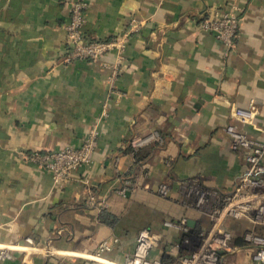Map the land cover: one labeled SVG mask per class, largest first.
I'll list each match as a JSON object with an SVG mask.
<instances>
[{
	"label": "crops",
	"instance_id": "crops-1",
	"mask_svg": "<svg viewBox=\"0 0 264 264\" xmlns=\"http://www.w3.org/2000/svg\"><path fill=\"white\" fill-rule=\"evenodd\" d=\"M68 1L0 0V246L9 248L0 264H112L88 254L116 237L107 254L123 263L144 227L162 233L168 264L187 232L167 223L188 217L191 233L210 225L209 208L184 183L196 179L223 197L245 168L225 130L236 121L232 108L254 99L261 113L247 129L264 137V0H87L90 39H113L134 17L144 19L113 90L114 52L98 62L62 61ZM233 6L243 20L226 56L198 25ZM105 104L93 162L72 180L56 184L24 159L37 149L79 146ZM227 227L241 248L226 252L222 264H257L243 235L264 234V225L246 217ZM27 237L55 250H35Z\"/></svg>",
	"mask_w": 264,
	"mask_h": 264
},
{
	"label": "built area",
	"instance_id": "built-area-1",
	"mask_svg": "<svg viewBox=\"0 0 264 264\" xmlns=\"http://www.w3.org/2000/svg\"><path fill=\"white\" fill-rule=\"evenodd\" d=\"M68 3L70 17L65 29L69 51L62 61L66 64L80 60L98 62L106 53L114 52L116 60L110 65L112 73L109 79L113 90L114 82L124 70L127 43L131 35L142 27L144 19L134 17L127 30L113 39H88L84 32L88 1L69 0ZM242 14L241 7L233 6L232 9L216 17L202 18L198 28L212 32L222 43L225 55L228 56L235 49L236 38L243 20ZM260 113V107L252 99L246 107H233L232 116L236 121L226 125L225 130L230 137L232 150L240 152L245 161V168L233 190L222 197L219 190L206 188L196 179L184 183V187L195 196L196 204L199 207L209 208L210 225L198 233H191L188 217L167 223L171 227L187 232L178 244L180 251L173 253L174 258L168 264H222L226 252L238 251L241 248L233 243L234 233L227 227L229 219L248 217L254 223L264 225V137L254 136L247 129V125H254ZM107 116L108 109L105 104L97 123L89 126L79 146L37 149L23 154L24 159L50 171L56 184L69 182L78 167L93 162V154L100 134L98 124ZM157 190L163 195L169 194V187L166 184H160ZM88 197L90 202L96 199L91 188L88 189ZM162 237V233L155 229L141 228L135 238L134 250L126 255L123 263L112 261L107 254L119 241L118 237L113 241L102 242L95 252L88 254V257L112 264H167L163 258ZM243 239L253 247L256 263L264 264V234L247 230ZM26 241L38 251L55 250L51 245L39 246L32 237H27ZM7 255L9 248L0 246V258H5Z\"/></svg>",
	"mask_w": 264,
	"mask_h": 264
},
{
	"label": "water",
	"instance_id": "water-1",
	"mask_svg": "<svg viewBox=\"0 0 264 264\" xmlns=\"http://www.w3.org/2000/svg\"><path fill=\"white\" fill-rule=\"evenodd\" d=\"M195 221L194 220H188V224L194 225Z\"/></svg>",
	"mask_w": 264,
	"mask_h": 264
},
{
	"label": "trees",
	"instance_id": "trees-1",
	"mask_svg": "<svg viewBox=\"0 0 264 264\" xmlns=\"http://www.w3.org/2000/svg\"><path fill=\"white\" fill-rule=\"evenodd\" d=\"M84 32H85V26H84ZM86 35V34H85ZM87 37V36H86ZM88 38V37H87ZM88 39H90V38H88ZM105 214V213H104ZM108 215H110L109 213H108ZM103 218H104V216H102ZM106 219V218H105Z\"/></svg>",
	"mask_w": 264,
	"mask_h": 264
}]
</instances>
